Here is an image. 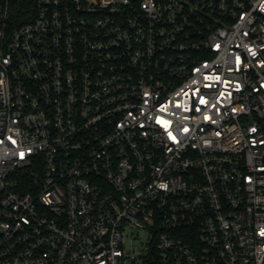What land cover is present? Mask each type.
<instances>
[{"label":"built area","instance_id":"obj_1","mask_svg":"<svg viewBox=\"0 0 264 264\" xmlns=\"http://www.w3.org/2000/svg\"><path fill=\"white\" fill-rule=\"evenodd\" d=\"M11 2L0 264H264V0Z\"/></svg>","mask_w":264,"mask_h":264},{"label":"trees","instance_id":"obj_2","mask_svg":"<svg viewBox=\"0 0 264 264\" xmlns=\"http://www.w3.org/2000/svg\"><path fill=\"white\" fill-rule=\"evenodd\" d=\"M35 0H12L10 5L11 27L31 20L34 16Z\"/></svg>","mask_w":264,"mask_h":264},{"label":"rangeland","instance_id":"obj_3","mask_svg":"<svg viewBox=\"0 0 264 264\" xmlns=\"http://www.w3.org/2000/svg\"><path fill=\"white\" fill-rule=\"evenodd\" d=\"M136 242V243H135ZM146 232L145 231H128L127 232V237H126V244H125V249L129 250L130 246L132 247H137L139 250L142 249L143 246L146 244ZM155 258L152 254H149L148 256H139L138 257V264H144L145 261L151 262L154 261Z\"/></svg>","mask_w":264,"mask_h":264}]
</instances>
